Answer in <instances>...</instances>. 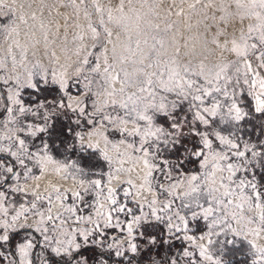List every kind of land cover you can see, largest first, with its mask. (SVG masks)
I'll use <instances>...</instances> for the list:
<instances>
[{"label":"snow or ice","instance_id":"1","mask_svg":"<svg viewBox=\"0 0 264 264\" xmlns=\"http://www.w3.org/2000/svg\"><path fill=\"white\" fill-rule=\"evenodd\" d=\"M138 2L0 0V264H264V0Z\"/></svg>","mask_w":264,"mask_h":264},{"label":"rangeland","instance_id":"2","mask_svg":"<svg viewBox=\"0 0 264 264\" xmlns=\"http://www.w3.org/2000/svg\"><path fill=\"white\" fill-rule=\"evenodd\" d=\"M41 2V0H15V4L13 5L16 8V16L18 17L19 14L21 12H24L25 17L27 18L28 14L31 11L37 10L39 3ZM43 2L45 4H53L55 2V0H43ZM105 2L107 3L108 0H105ZM134 5L138 8L139 2L138 0H133ZM151 2V0H150ZM194 0H162V3H160L159 5V11L161 12V16H165L166 15V10H171L173 12V15L171 17H167V19L170 22H174V28H173V32H177L178 33V39L180 40V43L183 44L184 43V39L188 36H195L197 34V21L201 19V16L198 15L197 13L191 12V10L188 8V5L190 3H193ZM8 3H12V0H8ZM113 5L118 3V0H112ZM23 4L24 7L23 9H21L20 5ZM31 4V8H28V5ZM126 9H127V4L125 5ZM200 8V5L197 6V9ZM181 9H183L181 16L177 17L175 15L176 11H180ZM146 10V9H145ZM57 11L60 13H66L69 12L70 10L68 9H64V8H58L56 10L52 11V18L55 19V21L57 23H59L61 26H63V18L62 16H57ZM48 12L49 9L45 8L43 15L45 17H48ZM37 15H40L39 11H37ZM0 23L3 24H8L9 23V17H0ZM29 23H31V21H29ZM70 23H71V18H70ZM15 24H19L18 19L15 20ZM187 25H192V29L189 30L187 28ZM21 28V35H20V39L23 41L24 36H23V26H20ZM199 31H203V27L200 26L199 27ZM69 32L71 33V28L69 29ZM4 35L5 33L0 31V44H3L6 47V43L4 41ZM70 38V37H69ZM183 50V49H182ZM50 182H56L54 177H45L40 181L41 187H44L47 183ZM60 184H64L63 181H59ZM70 183V182H69ZM67 186V185H64ZM243 246V249L246 251L247 249V245L243 243V241L240 242ZM243 259V264L245 262V257L243 255V252H239L234 256H228L226 257L227 259H229V261H233L235 258H240Z\"/></svg>","mask_w":264,"mask_h":264},{"label":"trees","instance_id":"3","mask_svg":"<svg viewBox=\"0 0 264 264\" xmlns=\"http://www.w3.org/2000/svg\"><path fill=\"white\" fill-rule=\"evenodd\" d=\"M243 259L240 258H235L233 261H231V264H243Z\"/></svg>","mask_w":264,"mask_h":264}]
</instances>
